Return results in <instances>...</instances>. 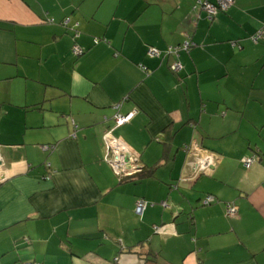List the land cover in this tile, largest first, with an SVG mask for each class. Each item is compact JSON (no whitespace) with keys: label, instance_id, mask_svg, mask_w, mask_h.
Masks as SVG:
<instances>
[{"label":"crops","instance_id":"0c3cea01","mask_svg":"<svg viewBox=\"0 0 264 264\" xmlns=\"http://www.w3.org/2000/svg\"><path fill=\"white\" fill-rule=\"evenodd\" d=\"M196 3L0 0V264H264V0Z\"/></svg>","mask_w":264,"mask_h":264},{"label":"built area","instance_id":"2783aa9c","mask_svg":"<svg viewBox=\"0 0 264 264\" xmlns=\"http://www.w3.org/2000/svg\"><path fill=\"white\" fill-rule=\"evenodd\" d=\"M234 3V0H198L196 6L200 9L205 11L210 17H214L217 13L221 11H227L231 5ZM65 26H69L71 23V19L66 17L63 22ZM79 22H74L71 26L74 29V37L77 38L80 35L79 30L77 29ZM263 32L259 31L257 34L252 36V39L258 41L259 38L262 36ZM99 39H96L98 41ZM189 42L186 41L183 44V47L187 48L189 46ZM182 46H173L169 48L166 52L167 54L177 53ZM76 54H82L84 52L83 48L78 45L77 43L74 45L73 48ZM151 55H161L162 50L156 47H151L149 50ZM181 68L180 64L175 62L172 65V69L174 71H179ZM120 107V104H117V108ZM135 114V111H130L127 113H122L118 111L114 116V125L120 126L127 122H129ZM110 126L104 133V140L106 143V161L111 165L114 172L121 178H130L133 177L138 171L141 170L140 164V157L138 153L133 151V149L121 138L114 134V127ZM76 127V126H75ZM55 147V145H43L44 150H51ZM196 147L195 144H192L187 147V149L191 150L192 148ZM255 156L245 158L246 165H250L253 163ZM3 162L4 159L0 153V182L4 181L5 175L3 171ZM50 166V163H47ZM213 195H207L204 200L205 204H210L214 201ZM166 203V202H164ZM149 205V201L145 198H139L135 207V212L137 215H143L145 209ZM227 213L231 215H235L237 213V206L230 204L227 209ZM157 228V227H156ZM23 264H42L40 262L34 260H26Z\"/></svg>","mask_w":264,"mask_h":264},{"label":"trees","instance_id":"16d2710c","mask_svg":"<svg viewBox=\"0 0 264 264\" xmlns=\"http://www.w3.org/2000/svg\"><path fill=\"white\" fill-rule=\"evenodd\" d=\"M198 1V0H197ZM70 25V24H69ZM78 29V28H77ZM80 32V31H79ZM79 37V36H78ZM75 38V37H74ZM77 39V38H76ZM99 41V40H98ZM98 41L95 40V42L97 43ZM154 172V168L151 167L149 169H147L146 167H141V170L138 171L133 177H130V178H133V180H139V179H142L144 178L145 176L147 175H150Z\"/></svg>","mask_w":264,"mask_h":264}]
</instances>
